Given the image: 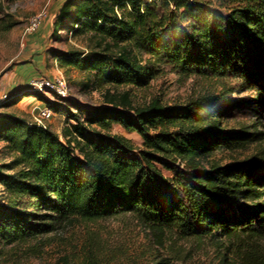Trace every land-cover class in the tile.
<instances>
[{"label": "trees", "instance_id": "obj_1", "mask_svg": "<svg viewBox=\"0 0 264 264\" xmlns=\"http://www.w3.org/2000/svg\"><path fill=\"white\" fill-rule=\"evenodd\" d=\"M60 27L104 44L51 49L62 67L95 72L99 88L146 87L164 62L214 92L136 106L109 91L104 106L65 110L63 139L2 110L34 95L65 109L33 85L15 87L0 103V140L12 155L0 164V258L61 227L133 214L158 244L172 233L205 241L214 264H264V121L228 126L230 99L217 92L237 81L255 93L241 105L264 107V0H65L54 33ZM116 124L137 131L143 147ZM76 259L63 264H105L92 248Z\"/></svg>", "mask_w": 264, "mask_h": 264}, {"label": "rangeland", "instance_id": "obj_2", "mask_svg": "<svg viewBox=\"0 0 264 264\" xmlns=\"http://www.w3.org/2000/svg\"><path fill=\"white\" fill-rule=\"evenodd\" d=\"M64 2L65 0H0V103L17 86L36 87L38 80H55L61 74L67 79L65 95L52 89L40 91L45 99L65 107L63 111H54L51 119L41 117L42 109L51 107L45 102L41 108L39 101L44 99L35 95L26 96L15 106L2 110L23 116L29 122L47 125L64 139L69 123L65 110L104 106L107 104L106 94L109 91L117 96L128 93L129 99L136 106L147 105L155 99H159L163 105H179L207 91L214 92V86L205 78L184 76L164 62L157 66L158 77L146 87L99 88L93 85L95 72L76 66L62 67L61 59L51 53L52 48L89 52L104 46L98 45L100 39L91 37L92 35L76 34L63 27L54 33ZM36 17L41 18L40 27L31 31V21ZM149 56L145 54L144 58ZM227 82V93L217 89L218 95L230 99L226 123L235 128L240 124L249 125V129L253 130L252 124L255 121H264V107L254 103L250 107L241 105L239 99H251L255 93L241 90L236 86L237 81ZM86 84L89 88L85 89ZM261 128L264 129L263 126ZM114 132L132 139L136 147H143L144 139L137 131H130L121 124H116ZM251 151H237L236 155L243 157ZM222 155L227 156L229 153H220L219 156ZM11 160L12 155L0 140V164ZM3 190L4 187L0 184V194ZM88 248L102 256L105 264H214L213 251L205 241L184 239L169 233L164 244H158L155 234L133 214L61 227L48 236L8 248L5 257L0 258V264H63V258H79Z\"/></svg>", "mask_w": 264, "mask_h": 264}, {"label": "built area", "instance_id": "obj_3", "mask_svg": "<svg viewBox=\"0 0 264 264\" xmlns=\"http://www.w3.org/2000/svg\"><path fill=\"white\" fill-rule=\"evenodd\" d=\"M41 24V18L36 17L31 21L30 29L31 31H36L39 29ZM36 88L40 91L46 90V89H52L59 94L65 95L67 93V79L64 76V74H61L58 78L55 80L42 78L38 80L36 83ZM41 117L43 119H51L54 116V111L51 108H43L41 111Z\"/></svg>", "mask_w": 264, "mask_h": 264}, {"label": "crops", "instance_id": "obj_4", "mask_svg": "<svg viewBox=\"0 0 264 264\" xmlns=\"http://www.w3.org/2000/svg\"><path fill=\"white\" fill-rule=\"evenodd\" d=\"M39 102L42 104V106H41V108H42L43 107V104H45V101L41 100Z\"/></svg>", "mask_w": 264, "mask_h": 264}]
</instances>
